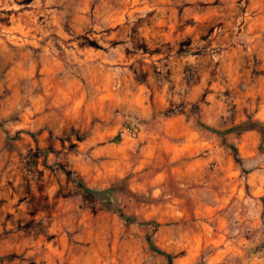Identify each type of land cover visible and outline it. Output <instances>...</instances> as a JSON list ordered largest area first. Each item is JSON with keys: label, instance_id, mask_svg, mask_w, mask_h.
Wrapping results in <instances>:
<instances>
[{"label": "rangeland", "instance_id": "rangeland-1", "mask_svg": "<svg viewBox=\"0 0 264 264\" xmlns=\"http://www.w3.org/2000/svg\"><path fill=\"white\" fill-rule=\"evenodd\" d=\"M246 120L264 0H0V264H264Z\"/></svg>", "mask_w": 264, "mask_h": 264}, {"label": "trees", "instance_id": "trees-1", "mask_svg": "<svg viewBox=\"0 0 264 264\" xmlns=\"http://www.w3.org/2000/svg\"><path fill=\"white\" fill-rule=\"evenodd\" d=\"M207 128V126H205ZM212 131L216 132V133H220L218 130H215L213 128H209ZM233 130H237L238 132H243L246 130H254L259 134V138H260V144L259 147L260 149L264 152V121H260V120H246V121H242L239 122L237 124H235L232 128ZM67 173H70L69 171H67ZM75 181V180H74ZM76 183H79V185H81L84 190L86 192H99L103 195H109L110 193H113L116 189V184L111 185L110 187H108L107 189H103L100 191L97 190H93V189H89L86 186H84L82 183L75 181ZM117 213L118 215L124 219L125 222H137L139 225H152L154 228L158 227L159 224L154 221V220H146V221H141L138 220L137 218H135L134 216H130L125 214V212L121 209L118 208L117 209ZM150 240V238H148ZM150 247L152 248V250L154 252H156L157 254L163 256L166 260L168 264L172 263V255L168 252H165L164 250L160 249L159 247H157L156 245H154L151 241L149 242Z\"/></svg>", "mask_w": 264, "mask_h": 264}, {"label": "crops", "instance_id": "crops-1", "mask_svg": "<svg viewBox=\"0 0 264 264\" xmlns=\"http://www.w3.org/2000/svg\"><path fill=\"white\" fill-rule=\"evenodd\" d=\"M247 244H245V247H246Z\"/></svg>", "mask_w": 264, "mask_h": 264}]
</instances>
